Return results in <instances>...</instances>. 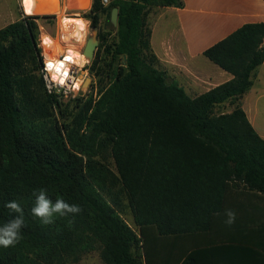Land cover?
<instances>
[{"label": "trees", "instance_id": "1", "mask_svg": "<svg viewBox=\"0 0 264 264\" xmlns=\"http://www.w3.org/2000/svg\"><path fill=\"white\" fill-rule=\"evenodd\" d=\"M169 7L184 2L93 0L85 17L94 28L119 9L115 39L99 34L91 66L98 97L59 105L60 117L42 76L40 17L0 29V224L15 215L9 201L25 220L23 239L0 247V264L79 263L97 249L104 264H204L202 234L226 221L237 196L264 201V138L241 103L264 64V23L204 52L233 79L192 98L160 69L151 46L149 14ZM224 103L233 111L217 114ZM40 189L83 211L43 225L31 214ZM125 202L138 232L121 216ZM258 229L264 234V221Z\"/></svg>", "mask_w": 264, "mask_h": 264}, {"label": "crops", "instance_id": "2", "mask_svg": "<svg viewBox=\"0 0 264 264\" xmlns=\"http://www.w3.org/2000/svg\"><path fill=\"white\" fill-rule=\"evenodd\" d=\"M183 2L182 8H154L150 12L151 46L160 69L196 98L233 79L230 73L206 61L204 52L246 24L264 23V0ZM263 93L264 64L254 72L253 86L241 101L262 138L264 120L259 100ZM229 210L235 213L233 224L219 218L213 231L202 234L204 264H264V234L258 229L259 222L264 221V201L243 191Z\"/></svg>", "mask_w": 264, "mask_h": 264}, {"label": "rangeland", "instance_id": "3", "mask_svg": "<svg viewBox=\"0 0 264 264\" xmlns=\"http://www.w3.org/2000/svg\"><path fill=\"white\" fill-rule=\"evenodd\" d=\"M24 2V0H0V29L11 23L21 20L23 16H29L26 14ZM92 2L93 0H91V2L89 0V5L86 10L84 9V6H80L77 4L73 6L74 10H72L68 8V3H70V0H63V3H61L60 0L61 9L50 15V18L40 17L34 20L39 27L38 41L39 48L42 51L43 61L45 62V60L47 59L58 58L62 54L66 53L67 50H72L77 54L81 52L84 55V59L83 61L82 58L80 59L82 61V64L80 66L82 67V70L86 71V73L84 74V82L85 78H91V83L88 89L86 91H83L82 94L80 93L76 98L72 96H69L68 98H56L59 102L58 106H55L57 117H60L59 105L62 110H65L66 105L69 104L72 106L73 104H75V100L78 98L87 100L92 97L93 99H96L98 97V93L100 90L99 78L94 73H92L91 66L100 46L99 34L109 35L107 37L109 42H111L115 39V31L117 27L111 24V21L107 14L102 15L98 27H92L91 20L85 17V14L89 13V11L91 10ZM78 20L84 23L85 28H82V23ZM46 37L50 38L47 41V45L43 43ZM90 38H94L99 42L94 59L92 61H90L84 54V49L86 47L87 41ZM101 57L103 58V54L101 55ZM205 59L206 61H210L207 58ZM102 63L103 62L101 61V67L103 66ZM42 76L47 90V83L45 81L43 72ZM80 76L81 72L79 74V78ZM259 108L262 112L261 118H263L264 120V93L260 97ZM232 109V103H227L225 105L218 106L216 112L217 114L229 113ZM107 163L112 169L115 168L114 161L109 155H107ZM121 216L132 229L138 232V228L136 227L134 222L133 214L130 208L127 206L126 202L124 211L122 212ZM71 264H104V262L101 259L100 250L97 249L89 254L84 255L79 263Z\"/></svg>", "mask_w": 264, "mask_h": 264}, {"label": "clouds", "instance_id": "4", "mask_svg": "<svg viewBox=\"0 0 264 264\" xmlns=\"http://www.w3.org/2000/svg\"><path fill=\"white\" fill-rule=\"evenodd\" d=\"M33 196L34 203L31 207V214L34 218H38L43 225L53 224L57 216L75 217L83 211L80 205L70 204L62 198L53 201L44 189L34 191ZM4 206L15 214L7 222L0 224V247L8 248L15 246L23 239L21 230L25 226V220L24 210L19 202L9 201ZM227 217L226 223L228 225L235 222V213L233 211L229 210ZM72 222V220L69 221V223Z\"/></svg>", "mask_w": 264, "mask_h": 264}, {"label": "built area", "instance_id": "5", "mask_svg": "<svg viewBox=\"0 0 264 264\" xmlns=\"http://www.w3.org/2000/svg\"><path fill=\"white\" fill-rule=\"evenodd\" d=\"M101 1L105 7L109 6L111 3V0ZM83 57L84 55L81 52L77 54L72 50H67L66 53L62 54L58 58L45 60L42 72L47 83V92L50 95H53L56 98H68L69 96L76 98L80 93L82 94L83 91L88 89L86 88V90H83L85 82L82 72L85 70H82V67L80 66L84 59ZM81 58L82 61L80 60ZM73 61H80L81 64H74ZM62 62H65L66 67L62 65L60 70L57 71L54 69L56 65L61 64ZM80 72L82 77L80 76L79 78ZM79 83H83V85L78 87Z\"/></svg>", "mask_w": 264, "mask_h": 264}, {"label": "bare ground", "instance_id": "6", "mask_svg": "<svg viewBox=\"0 0 264 264\" xmlns=\"http://www.w3.org/2000/svg\"><path fill=\"white\" fill-rule=\"evenodd\" d=\"M24 4H25V11L26 14L29 16L35 15V16H43V15H47V14H51V12L42 10L43 7L46 6H52V5H56L57 9L56 11H59L61 9V3L60 0H39V4H37V0H24ZM91 2V0H90ZM75 4L80 5V6H84V9L86 10L88 8L89 5V0H70V3H68V8L69 9H73V6H75ZM42 8V9H40ZM55 12H52V14H54ZM79 22H81L80 20H78ZM81 26L82 28H85V25L83 22H81ZM49 37L45 38L44 44L47 45V41L49 40ZM74 64H81L80 61H73ZM64 65L66 67L65 62H62L61 64L56 65V67L54 69H56L57 71L61 69V66ZM83 83H79V86H82Z\"/></svg>", "mask_w": 264, "mask_h": 264}, {"label": "water", "instance_id": "7", "mask_svg": "<svg viewBox=\"0 0 264 264\" xmlns=\"http://www.w3.org/2000/svg\"><path fill=\"white\" fill-rule=\"evenodd\" d=\"M37 4L40 5L39 0H37ZM40 9H42V8H40ZM56 9H57L56 5L43 7L42 10L51 12V14L43 15V17L52 15V12H55ZM118 19H119V9L114 8L112 11V14H111V23L113 26L118 27ZM98 45H99V42L94 38H90L87 41L86 47L84 49V54L87 56V58L90 61H92L94 59L95 52L98 48ZM84 73H85V71L82 72L83 75H84ZM90 83H91V78H86L83 90H86V88H88Z\"/></svg>", "mask_w": 264, "mask_h": 264}, {"label": "snow or ice", "instance_id": "8", "mask_svg": "<svg viewBox=\"0 0 264 264\" xmlns=\"http://www.w3.org/2000/svg\"><path fill=\"white\" fill-rule=\"evenodd\" d=\"M26 2H27V0H26Z\"/></svg>", "mask_w": 264, "mask_h": 264}]
</instances>
